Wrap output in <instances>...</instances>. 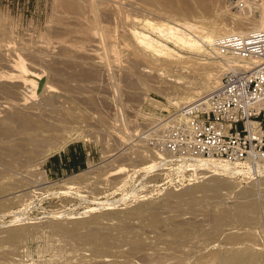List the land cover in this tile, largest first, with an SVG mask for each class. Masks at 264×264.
<instances>
[{
    "label": "rangeland",
    "instance_id": "obj_1",
    "mask_svg": "<svg viewBox=\"0 0 264 264\" xmlns=\"http://www.w3.org/2000/svg\"><path fill=\"white\" fill-rule=\"evenodd\" d=\"M135 1L130 18L215 32L231 22L227 0ZM104 8L95 24L77 0H0V264H264V169L156 170L140 138L146 115L180 107L172 100L218 58L201 53L181 69L174 57H145L124 16ZM21 63L45 79L40 93ZM74 143L92 148L89 168L49 178L46 159Z\"/></svg>",
    "mask_w": 264,
    "mask_h": 264
},
{
    "label": "built area",
    "instance_id": "obj_2",
    "mask_svg": "<svg viewBox=\"0 0 264 264\" xmlns=\"http://www.w3.org/2000/svg\"><path fill=\"white\" fill-rule=\"evenodd\" d=\"M214 47L219 86L203 100L146 115L153 117L140 138L156 170L177 163L194 175L198 162H217L252 177L264 165V31L222 35Z\"/></svg>",
    "mask_w": 264,
    "mask_h": 264
},
{
    "label": "bare ground",
    "instance_id": "obj_3",
    "mask_svg": "<svg viewBox=\"0 0 264 264\" xmlns=\"http://www.w3.org/2000/svg\"><path fill=\"white\" fill-rule=\"evenodd\" d=\"M77 1L83 5V7H84L83 10L87 11L86 15H88V14L91 15L90 16V17H92L91 20L95 24H98V23L101 24L102 23L99 20L100 18L98 19V15L100 13L99 11L102 7L107 8L113 14V15L110 14V16L111 17L114 16L116 19V20L115 19L114 20L116 22H117V20H119L117 18L122 19L124 16V19H123L124 23L123 22H121V23H122V25L125 24V27H127V29L125 28L124 32L127 31L130 38H131V43L130 44L128 43L129 45H137L139 47V52L145 57L146 56H153V55L154 56L168 55V56L174 57V60L176 61V66L178 68H181V69L184 68V66L181 63L189 62V60L191 62V60L197 59L194 56H198L201 53L204 55L206 54L208 57L209 56L212 57V59L217 58L216 49L214 47V42L218 38L216 36H219L221 34H245L249 31H253V30H263L264 31V6H262V4H261L264 0H227V3H226L223 10L225 11L224 13H226L227 11L230 12L231 22L229 23V25L227 24L229 27H226V28L220 27V30L216 31V32L214 30H209V29L205 28L204 26H197V25L191 24L189 22H184V23H179V22L175 23L174 22V24H169L171 22V20H170L169 23H166V22L165 23L164 22H161V23H155L154 22L153 23V21H150L148 19L142 18L143 20H139L140 18H138V16L137 17L134 16V17L130 18L128 16L129 14L127 12H126L127 15H125L126 14L125 10L128 7H134L136 5H139L138 3H136L137 1H135V0L134 1L133 0H77ZM148 1H152V0H147L146 3H148ZM143 3H145V2H143ZM202 3H204V2H202ZM149 4H152V3H149ZM140 5H142V2ZM145 5H147V4H145ZM150 6H148V7H150ZM136 7H134V8H136ZM146 8H147V6H146ZM148 9H150V8H148ZM102 10L103 9H101V11ZM108 10L105 9V11H108ZM109 11H108V13H109ZM182 11H184V9H182ZM219 11L220 10L216 9L214 14L217 15L216 12H219ZM183 13H190V12H187V10H186ZM100 16H101V13H100ZM87 19H88V17H87ZM95 24H94V27L96 26ZM214 24L218 25V22H214ZM119 25H118V27H119ZM104 26L105 25H102V29L104 28ZM97 27H100V30H102L100 25L99 26L97 25ZM120 28H122V27L120 26ZM97 29H99V28H96V31H97ZM122 30H123V28H122ZM150 30H151V32H150ZM150 33H155L156 37L155 38L152 37L150 35ZM105 34H107V33H105ZM110 35H111V33H110ZM103 36H105V35L103 34ZM215 37H216V39H215ZM107 40H105V42H107ZM164 41L172 43L173 44L172 49L169 48L167 46L168 44L164 43ZM101 43H104V42L101 41ZM108 43H110V42H108ZM128 44L126 43L124 45H128ZM173 49H175V50H173ZM182 50H186V51L188 50L191 53V56H182L181 54H179V52H177V51H182ZM200 64L202 65L205 63H200ZM203 66L204 65H202V67ZM27 68L25 67V65H23V63L20 64V71L19 72H20L21 77L24 79V81L27 85L39 88L42 78H40L33 71H29ZM222 72H223L222 65L218 64L217 69H215L213 72L207 73L206 76L202 77V79H201L202 82H201L200 86L196 85V86H191V87L188 86L187 87V88H190V90H191V93L189 95L179 96V97L175 98V100H172V101L173 102L175 101L174 104H178L181 107L182 105L190 104V103L196 102L197 100H203L206 97V95H204L205 93L203 91V88H205V90H210V91L216 89L220 84ZM18 88H20V87H18ZM23 88H22V90H24ZM196 97H198V99ZM23 100H26V99H23ZM143 120H146V119H143ZM68 136H70L69 140L67 137L68 141H71L74 139V137L72 135H68ZM76 136L79 137L80 133L76 134ZM67 140L65 143L62 144L61 148L64 147L66 143H68ZM45 158L46 157H44V159ZM210 163L218 164L217 162H210ZM221 165H224V164H221ZM224 166H226V165H224ZM258 168L264 169V165L259 166ZM119 171L122 172L123 167L121 169H119ZM263 172H264V170H263ZM112 175H117V174L114 173ZM215 187L219 188L220 183L219 182L215 183ZM241 208H239V209H241ZM243 210H244L243 208L241 210H237L239 213L238 215H240V217H242L241 213L244 212ZM240 211H242V212L240 213ZM242 218H244V217H242ZM22 221H24V220L22 219ZM223 264H239V262L235 259H232V260L230 259V261H228V262L225 261V263H223Z\"/></svg>",
    "mask_w": 264,
    "mask_h": 264
},
{
    "label": "crops",
    "instance_id": "obj_4",
    "mask_svg": "<svg viewBox=\"0 0 264 264\" xmlns=\"http://www.w3.org/2000/svg\"><path fill=\"white\" fill-rule=\"evenodd\" d=\"M92 148L85 143H74L48 157L44 172L51 179H62L85 171L92 162Z\"/></svg>",
    "mask_w": 264,
    "mask_h": 264
},
{
    "label": "water",
    "instance_id": "obj_5",
    "mask_svg": "<svg viewBox=\"0 0 264 264\" xmlns=\"http://www.w3.org/2000/svg\"><path fill=\"white\" fill-rule=\"evenodd\" d=\"M44 83H45V79H43V80L41 81V83H40V86H39L38 93H40V92H41V89H42V87H43Z\"/></svg>",
    "mask_w": 264,
    "mask_h": 264
}]
</instances>
